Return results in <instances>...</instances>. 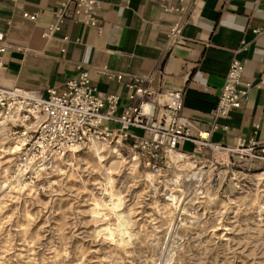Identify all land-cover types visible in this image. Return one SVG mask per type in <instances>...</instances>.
<instances>
[{"label": "rangeland", "instance_id": "obj_1", "mask_svg": "<svg viewBox=\"0 0 264 264\" xmlns=\"http://www.w3.org/2000/svg\"><path fill=\"white\" fill-rule=\"evenodd\" d=\"M17 135L0 137V264H264V167L214 170L219 153L186 154L190 169L210 161L199 198L197 179L181 174L170 185L179 163L150 175L129 149L99 159L82 148L25 179L16 176L20 152L9 149ZM7 174L23 186H4Z\"/></svg>", "mask_w": 264, "mask_h": 264}, {"label": "crops", "instance_id": "obj_2", "mask_svg": "<svg viewBox=\"0 0 264 264\" xmlns=\"http://www.w3.org/2000/svg\"><path fill=\"white\" fill-rule=\"evenodd\" d=\"M59 1L0 0V33L8 46L1 86L60 90L85 69L99 93L121 96L119 114L129 104L125 84L134 76H149L144 86L183 90L182 114L194 134L206 133L212 142L228 145L239 139L264 141V0H164L168 6L184 5L182 12L163 11L159 0H95L100 33L64 20L51 37H43ZM24 12L36 13L35 21L23 17ZM175 22L182 25V38L169 46L166 33ZM233 60L243 66V81L262 83L228 117L214 118ZM99 67L120 78H108L97 72Z\"/></svg>", "mask_w": 264, "mask_h": 264}, {"label": "built area", "instance_id": "obj_3", "mask_svg": "<svg viewBox=\"0 0 264 264\" xmlns=\"http://www.w3.org/2000/svg\"><path fill=\"white\" fill-rule=\"evenodd\" d=\"M159 5L165 12H182L185 9L182 4L168 6L164 0H159ZM52 14L53 20L42 29L43 37H51L64 20L96 27L98 33L102 30L97 20L95 0H61ZM22 15L31 21H35L37 16L26 12ZM181 38L182 25L179 22L171 24L166 33L167 44L172 46ZM63 39L68 38L64 36ZM7 48L0 33V74L5 69L3 52ZM96 70L108 78H120V74L106 67ZM242 73V64L237 60L231 61L212 112L214 118L228 117L230 110L239 107L249 91L262 83L243 81ZM148 79L149 76L137 75L125 84L129 104L119 114H116V109L121 96L99 93L85 69H79L75 76L67 79L60 90L50 87L45 93L0 85V116H14L15 122H9L11 128L15 133H22L25 139L17 160L22 178L34 179L47 174L73 145L84 147L92 139L114 144L120 152L129 149L136 166L152 173L172 169L168 155L174 150L188 153L192 158L195 154L208 152L213 157L219 153L221 156L215 160L214 170L217 165L228 164L244 171L264 167V141L239 139L236 144L228 145L212 142L206 133L194 134L188 119L182 114L183 90L144 86ZM109 121L115 122L116 126L109 127ZM31 122H37L34 129L25 125ZM130 128H138L141 132L133 133ZM201 159L204 161L201 168L210 162L203 156ZM214 170L211 180L217 177ZM200 185L202 188L198 194L202 198V183L199 181L195 187Z\"/></svg>", "mask_w": 264, "mask_h": 264}, {"label": "bare ground", "instance_id": "obj_4", "mask_svg": "<svg viewBox=\"0 0 264 264\" xmlns=\"http://www.w3.org/2000/svg\"><path fill=\"white\" fill-rule=\"evenodd\" d=\"M16 120V118L12 115L10 116H7V117H1L0 116V137H4V134L7 133V135H10V134H18L17 136L13 137L14 141H13V144H11V146H9V149L11 150V153H19L22 151V143L23 141L25 140L24 139V136L22 133H15L14 130H11V123H14ZM36 123L37 122H31V123H25L26 127H29L30 129H34L35 126H36ZM6 125H8V127H6ZM6 132V133H5ZM16 137H18V139L16 140ZM9 138V137H8ZM12 138V137H11ZM1 140V139H0ZM12 142V141H11ZM4 145V144H3ZM82 148H87L91 153H93L94 155H96L99 159L101 158V155H99L102 151L106 150L108 151L109 153H117V149H116V145H111L109 144L107 141H98V140H95V139H92L90 140L88 143H86V145L84 147H81L80 145L76 144V145H73L70 149H69V152H78L80 151ZM4 149V148H3ZM108 153V154H109ZM20 154V153H19ZM169 161L170 163L171 162H174L175 164H177V167H180V171L182 173H176L174 177H172L170 180V185L174 188L176 186V184L179 183V180H180V177H181V174L187 178V179H197V181H200L201 182V178H202V172L200 171V169H193V168H189L187 165L190 164L189 161H187V159L191 156L188 157V155L184 154V152H181V151H172L169 153ZM132 159H134V157H132ZM118 160V158H117ZM116 160V161H117ZM189 160V159H188ZM194 161V160H193ZM129 162V161H128ZM189 162V163H187ZM121 163V162H120ZM123 163V162H122ZM136 164V163H135ZM192 164V163H191ZM132 165V164H131ZM196 165V164H195ZM194 165V166H195ZM193 166V167H194ZM134 168V167H133ZM200 168V167H199ZM132 169V168H131ZM178 169V170H179ZM12 170V169H11ZM7 171V170H6ZM59 171V170H58ZM5 172V171H4ZM150 172V171H149ZM19 173V175H22L21 171L19 170V166L17 165V168H16V176H18L17 174ZM133 173V172H132ZM152 173V172H151ZM149 173L150 175H153L154 173ZM5 174V173H4ZM147 172H146V176L148 177L149 175ZM261 174H264V173H261ZM260 175V174H259ZM4 177V176H3ZM5 184L4 186L7 184V185H19V186H23L19 183L21 182H13V178L14 176L12 177V174L10 175H6L5 177ZM17 178V177H16ZM19 178V176H18ZM106 178V177H105ZM104 178V179H105ZM144 178V177H143ZM15 179V178H14ZM111 179V178H110ZM20 180V179H19ZM107 180V179H106ZM108 181V180H107ZM4 182V181H3ZM106 183V182H105ZM110 183V181L108 182ZM206 184H204L205 186ZM217 185V184H216ZM2 186V185H1ZM14 186V187H15ZM105 186V185H103ZM111 186V185H110ZM107 188V187H106ZM112 188V187H111ZM110 188V189H111ZM204 188V187H203ZM213 188H216L214 186H210L208 187V184L207 186L205 187V198L206 200H211L212 197L214 196V191H213ZM109 192V191H108ZM107 193V192H106ZM112 193V192H111ZM110 193V195H112ZM114 194V193H113ZM169 194V193H167ZM166 194V195H167ZM106 195V194H105ZM175 195V194H174ZM116 196V195H114ZM112 197V196H111ZM166 197V196H165ZM169 197L172 199L173 198V195H169ZM111 199V198H110ZM174 199V198H173ZM119 200V199H118ZM95 203L99 200L96 201V199L94 200ZM110 201V200H109ZM174 201V200H173ZM115 202V201H114ZM99 203V202H98ZM102 204V203H101ZM105 204V203H104ZM107 205V204H106ZM111 205V204H109ZM113 205V204H112ZM172 205V204H171ZM104 206V205H103ZM99 207V206H98ZM102 207V206H101ZM108 207V206H107ZM117 207H118V204H117ZM110 208V207H109Z\"/></svg>", "mask_w": 264, "mask_h": 264}]
</instances>
